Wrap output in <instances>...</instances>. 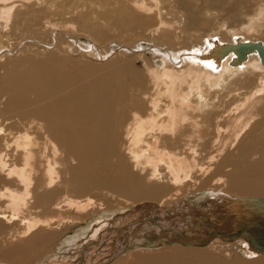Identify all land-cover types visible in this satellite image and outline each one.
I'll return each mask as SVG.
<instances>
[{
    "label": "bare ground",
    "instance_id": "6f19581e",
    "mask_svg": "<svg viewBox=\"0 0 264 264\" xmlns=\"http://www.w3.org/2000/svg\"><path fill=\"white\" fill-rule=\"evenodd\" d=\"M133 30L153 45L111 47L115 39L136 42ZM240 42L264 44V0L252 6L249 0H0L2 244L36 245L73 220L33 209L69 210L99 222L93 238L106 229L115 233L108 257L113 261L126 249L117 238L126 241L138 227L161 233L188 224L181 216L193 215L194 206L264 196V64L255 49L232 62L237 54L226 47ZM75 52L105 64L98 70L75 62ZM30 88L25 99L22 89ZM112 156L124 157L134 179L121 163L122 179L98 174ZM81 175L98 190L128 189L115 197L121 205L152 200L142 215L151 214L163 229L147 221L131 226L145 218L135 215L104 230L108 203L97 199L101 191L97 197L62 195ZM205 189L210 193L197 202L182 198ZM135 233L131 238L138 239ZM199 241L247 245L207 236ZM90 249L78 264H98L83 262Z\"/></svg>",
    "mask_w": 264,
    "mask_h": 264
},
{
    "label": "rangeland",
    "instance_id": "374dc122",
    "mask_svg": "<svg viewBox=\"0 0 264 264\" xmlns=\"http://www.w3.org/2000/svg\"><path fill=\"white\" fill-rule=\"evenodd\" d=\"M256 2L257 0H249V4L251 6L254 5ZM138 31L142 32L141 30H138ZM140 32L133 30V33H135L134 38L136 37L135 39H137L136 42L130 43L131 39H128L127 42H123V41L119 42L118 39L117 40L115 39V40L110 41L112 44L111 43L109 44H111V47L125 46V45H130V44L135 47H141L142 44L153 45L152 42H148L147 36ZM81 41H83V39ZM148 50L149 49H146V51ZM71 55L73 56V59L75 62L91 63L92 65L96 66L97 67L96 69L98 70L103 68L104 66L103 64H105V60L98 59L95 56L89 55L90 57L87 56V58H84V57L82 58L81 54L77 52L72 53ZM130 57H133V56L130 55ZM151 59L154 60L153 57H151ZM134 62L139 69L144 68L143 60L136 59L134 60ZM0 67H2L0 69V73L2 74L4 69H3V66H0ZM31 92H32L31 88L30 90L22 89L21 95L22 97L27 99L32 94ZM6 97L7 95H4V99ZM7 116H12V115H7ZM15 119L16 117L11 118L12 121L16 122L17 120ZM75 157L76 156H73L74 160L72 159L73 164H77V161H78L77 157L76 158ZM63 160L64 159L62 157L61 161L64 167L66 165L65 164L66 162H63ZM108 162L110 164L109 165L110 167L108 168L107 166H105L103 170H100L99 171L100 173H98L102 177L106 178L107 176L109 177L115 176L116 177L115 180L116 179L119 180L125 176V173L127 170L129 173V176L131 175V177L128 176V173L126 174V176L129 177L130 180L134 179V171L132 167L130 166L128 167L126 165V161L124 157L122 156L120 158L117 157V160H116V156H112L111 158H109ZM118 163H121L122 166L126 168V170L119 168L117 166ZM108 169L110 170L109 172H108ZM94 174L96 173L94 172ZM118 174L119 176H117ZM68 177L72 178L73 176L71 177V175L68 173ZM77 180L81 183L74 181L69 187V189L62 190L63 192L62 195L63 196L67 195L70 198H83L85 196L83 195L85 192H88L89 195L91 196L93 195L94 197H97L101 193L97 197V199L98 200L102 199V201L104 200L106 203H108L106 205L108 210L107 209L103 210V211L106 210L105 211L106 215L103 216V218L105 219L102 218L103 222L102 221L100 222L103 224V226H106L104 230L107 227H109L108 225L110 226H115L114 224L121 225V224H124V222H126L127 220L132 219V217H134L135 215H137L138 217V216H141L145 212L147 213L146 210H148V208L150 207L148 206L149 205L148 203L152 201V200H147L145 198H138L136 201L139 203L136 204L135 206H127L129 204H126V203L125 205L124 204L121 205L120 204L121 201L116 199L115 197L119 196L121 192H123V194L129 193L128 189L126 190L123 189L124 190L123 191L122 188L120 187H116L112 189V187L104 186L102 188L103 190L102 189L98 190L92 186L91 182H88V177L85 175L79 176ZM107 189H110V190H107ZM118 190L120 193L118 192ZM207 192L208 191H206L205 189V190H201L199 192L197 191L195 193H191L188 195L186 194L187 196H184L182 198H188L190 200L192 199V201L197 202L198 199L196 197H199L200 194L207 193ZM209 193L210 192H208V194ZM105 194L107 197L105 196ZM113 194H115V196H113ZM122 206L124 207V209L122 208ZM37 209H33L32 212L34 214H39L40 216H49L51 214L59 215L63 213V216H70V217L72 216L71 220L72 219L73 220L71 222L65 223L61 225L60 227L56 228L57 233L56 234L53 233V237L52 235L51 236L49 235L48 237H46V239L43 238L45 240L41 238L40 240H38V242L36 241L35 242L36 245L32 243L33 245L30 244L28 246V244L24 243V241H23V244L22 243L17 244L16 242H14L17 245H6V244L3 245L1 242V238H0V264H18V263L78 264L79 258L81 257L82 252H84L85 248L88 246L90 242L89 238H93L91 233L94 230V228L95 230L98 228L99 222H94L93 221L94 218H91V220H86V219H83V217H75L74 215L70 214L69 210L68 212L67 210L66 211L62 210L63 212L62 211L52 212L51 209H48V210H44L42 208H39L38 210ZM113 215L114 216L117 215V217L113 218ZM146 216L142 215L141 217H146ZM112 219H115V221H111ZM107 230L108 229L102 232L104 233L103 236L101 234L102 237L98 236V238H96L98 239V242L97 240H95L92 243L94 246L96 245L95 247L91 245L92 248L90 249L91 251H90V254H88V256L89 258L91 257L93 259L84 258L86 257L85 255L83 257L84 260L82 259L83 262L94 260V262L98 264H103L105 260H109L108 257L110 256V251H111L110 249L113 244L112 238H113V235L115 237V233L111 231L108 232ZM145 230L146 232L139 234L140 237L138 239L136 238L132 239L128 247H126L125 251L122 254L115 257L114 260L110 264H264V262L262 261L264 260V255L250 251L247 245L245 246L244 243L243 244L241 243V245L240 244L233 245L232 247H230L229 244L222 243V242H221L222 244H216V245L214 244L211 245V242H204L205 244L199 243V242L195 243V241L187 239L186 237L179 238L177 235L159 234V233L153 232L150 228H147V229L145 228ZM156 230H158V228ZM81 231H85L84 234H80L82 233ZM79 234L80 236H78ZM75 236H78L77 237L78 242L73 241V243H70V241L74 239ZM70 237H71V240H70ZM174 237H177V238H174ZM122 239L125 242L124 238H120V239L117 238V240H122ZM67 240H69V242ZM66 241L67 243H64ZM102 241H103V244H101ZM235 242L240 243L239 241H235ZM99 243L101 244V246H99L100 245ZM116 243H117L116 245H118V242ZM12 246H14V248ZM118 246H116V248ZM120 256H121V259H120Z\"/></svg>",
    "mask_w": 264,
    "mask_h": 264
},
{
    "label": "water",
    "instance_id": "95a60500",
    "mask_svg": "<svg viewBox=\"0 0 264 264\" xmlns=\"http://www.w3.org/2000/svg\"><path fill=\"white\" fill-rule=\"evenodd\" d=\"M235 49L237 57L234 61L238 62L245 58L249 51L258 50L261 61L264 64V44L262 42H240L237 45H229L226 50ZM224 201H218L206 207L194 206L193 215H182L188 224L180 228H172L171 226L163 229L164 223L152 218V215L133 220L132 225L146 222L151 223L153 227H160L161 233H171L178 235L181 238L186 237L195 242H200L199 238L207 236L208 238L217 237L223 241H235L242 239L247 242L249 249L264 255V196H240V197H226ZM217 208V209H216ZM219 208V209H218ZM168 209L160 210L166 212ZM162 214V213H160ZM212 214V215H209ZM230 224L229 230L222 228L223 225ZM139 225V224H138ZM156 225V226H155ZM143 233L141 227H138L126 238L127 247L132 241L135 232ZM112 260H108L104 264H109Z\"/></svg>",
    "mask_w": 264,
    "mask_h": 264
},
{
    "label": "crops",
    "instance_id": "0c3cea01",
    "mask_svg": "<svg viewBox=\"0 0 264 264\" xmlns=\"http://www.w3.org/2000/svg\"><path fill=\"white\" fill-rule=\"evenodd\" d=\"M105 227H106V226H105ZM94 230H95V228H94ZM94 230L92 231L91 234H94V233H93ZM94 238H95V237H94ZM94 238H89L90 242H89L88 246L91 247V248H92L91 244H92L95 240H97L96 238H95V239H94ZM119 239H120V238H119ZM89 240H88V241H89ZM88 246H87V247H88ZM112 246H113V244H112ZM90 251H91V250L88 251V254H90ZM88 254L86 255L87 257H89ZM84 258H85V257H84ZM88 262H89V261H88ZM94 263H95V262H94Z\"/></svg>",
    "mask_w": 264,
    "mask_h": 264
}]
</instances>
